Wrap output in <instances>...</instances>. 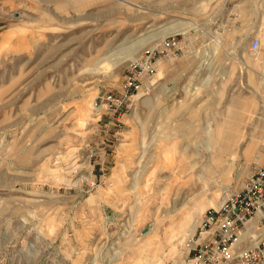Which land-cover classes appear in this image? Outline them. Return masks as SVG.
I'll use <instances>...</instances> for the list:
<instances>
[{"label": "rangeland", "instance_id": "374dc122", "mask_svg": "<svg viewBox=\"0 0 264 264\" xmlns=\"http://www.w3.org/2000/svg\"><path fill=\"white\" fill-rule=\"evenodd\" d=\"M262 27L264 0H0V264H192L264 164V76L239 61ZM155 48V86L97 109Z\"/></svg>", "mask_w": 264, "mask_h": 264}, {"label": "built area", "instance_id": "2783aa9c", "mask_svg": "<svg viewBox=\"0 0 264 264\" xmlns=\"http://www.w3.org/2000/svg\"><path fill=\"white\" fill-rule=\"evenodd\" d=\"M260 45V39L255 37L249 49L257 52ZM159 50L147 49L132 61L124 91L105 93L95 102L96 108L111 110L117 117L128 111L139 97L155 86L158 66L164 57L157 56ZM258 215H261V225L264 223V164L256 167L245 185L230 193L218 208L206 211L200 226L201 240L189 250L193 253V264H264V238L238 243L241 230Z\"/></svg>", "mask_w": 264, "mask_h": 264}, {"label": "bare ground", "instance_id": "6f19581e", "mask_svg": "<svg viewBox=\"0 0 264 264\" xmlns=\"http://www.w3.org/2000/svg\"><path fill=\"white\" fill-rule=\"evenodd\" d=\"M136 51H138L139 49L138 48H136L135 49ZM139 52V51H138ZM252 53H254V52H252ZM140 58V57H139ZM138 59V58H137ZM136 60V59H135ZM134 60V61H135ZM159 64H161V62L159 63ZM184 158L186 159V154L184 153ZM260 216L261 215H258V216H256V217H254L253 219H251L250 221H254V220H257V221H259L260 220ZM249 224V223H248ZM131 227H128V229H127V231L124 233L123 232V235H124V239H125V241H126V243H127V245H128V247L129 246H131V243H133V241H135V240H133V238H134V233L132 232V230L130 229ZM247 229H248V231H243V230H241V232H240V236H239V238H238V243H245L246 242V240L248 239V238H250V237H252V236H254V238L255 239H259V237L260 236H262V235H264V229H262V230H260V232H258V233H256L254 230V228L252 227V228H250L249 226H247ZM135 239V238H134ZM150 239V236H147V237H145V240L146 241H148ZM137 242V241H136ZM144 246V245H143ZM126 250H127V248L126 247H120L119 249H116V248H114L112 251H114L113 252V256L112 257H110V260H109V262H110V264H119L121 261H123L124 259H126V255H125V252H126ZM193 264V263H192Z\"/></svg>", "mask_w": 264, "mask_h": 264}, {"label": "crops", "instance_id": "0c3cea01", "mask_svg": "<svg viewBox=\"0 0 264 264\" xmlns=\"http://www.w3.org/2000/svg\"><path fill=\"white\" fill-rule=\"evenodd\" d=\"M257 28V27H256ZM260 36L263 39L264 37V29L262 27V30H260ZM248 37V35L246 36V38ZM219 45V44H218ZM217 46H215V49L217 51ZM244 50H246L245 54H242L243 52L241 51V56L239 58L240 63L242 64L241 67L243 69V71H245L246 76L249 77L251 79V81L254 79L255 75L254 72L252 70L258 71V74L261 76H264V61H256L253 63H251V59L253 58V54H251L248 50L247 52V46L246 48L242 47ZM217 55V53H215V56ZM258 60V59H257ZM213 62H211L212 64ZM209 82V81H208ZM262 85H264V81L261 83ZM257 92V91H256ZM260 92V91H259ZM261 93V92H260ZM250 108V106H242V109H248Z\"/></svg>", "mask_w": 264, "mask_h": 264}]
</instances>
